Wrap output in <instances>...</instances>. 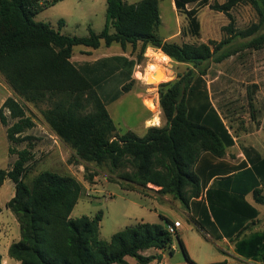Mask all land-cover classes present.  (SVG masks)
<instances>
[{"label": "trees", "instance_id": "1", "mask_svg": "<svg viewBox=\"0 0 264 264\" xmlns=\"http://www.w3.org/2000/svg\"><path fill=\"white\" fill-rule=\"evenodd\" d=\"M62 1L0 0V76L20 99L48 103L46 123L80 162L108 167L111 173L122 171L121 186L127 191L172 196L192 214L204 239L207 234L215 240L239 239L259 216L247 196L252 194L257 204L264 205V157L248 149L246 161L238 165L226 161L227 150L235 145L234 136L212 102L207 68L202 66L219 62L218 52L227 41L194 45L165 40L159 34L160 0L135 4L107 0L106 27L100 34L90 29L89 37L66 36L35 20ZM208 1L174 0L191 36L200 37L201 23L199 10L188 6H207ZM244 2L264 19V0H227L210 8L227 15L230 27L232 9ZM239 35L247 37L251 31ZM262 40L264 36L254 40L253 46ZM115 44L123 50L140 46L141 55L106 57L80 65L72 62L76 47L97 50ZM148 47L161 50L176 63L193 65L195 71L161 84L167 88L160 90L159 98L166 127L149 128L144 137L133 131L118 134L108 106L133 89L134 70ZM0 123L11 157L9 167L0 169V188L6 182L15 187L7 208L21 231L20 241L9 249L17 264H127L128 257L150 264L158 257L143 253L171 251L175 237L186 261L195 264L180 235L167 230L173 223L166 218L162 217L164 224L140 222L127 227L110 241L100 238L102 212L94 218L72 219L83 189L75 177L47 170L31 184L26 182L39 140L31 133L37 124L16 97H8L0 107ZM236 248L239 254L264 262V234Z\"/></svg>", "mask_w": 264, "mask_h": 264}, {"label": "rangeland", "instance_id": "2", "mask_svg": "<svg viewBox=\"0 0 264 264\" xmlns=\"http://www.w3.org/2000/svg\"><path fill=\"white\" fill-rule=\"evenodd\" d=\"M126 1L129 4H135L142 0ZM173 1L160 0L162 24L159 34L161 37L165 39L173 36L172 42L194 45L227 41L218 52L217 58L220 61H211L202 68H207L205 79L212 102L237 143L235 147L228 149V159L239 162L245 158L244 154L248 149L264 157V41L259 42L256 47L252 44L254 40H260L264 36V19L252 4L244 2L232 9L231 16L234 23L229 27V17L210 8L211 4L216 2L223 4L227 0H209L207 6L193 3L188 8L199 10L198 18L201 23V35L194 37L187 33V19L185 15L176 11ZM35 20L50 25L66 36L89 37L90 29L100 34L106 27L107 0H64L45 9L37 15ZM61 20L64 25L60 28ZM114 31V28H111V32ZM245 31H251V35L247 37L239 35ZM109 52L123 53L131 58H137L141 55V47L138 46L136 50H133L129 46L123 50L117 44L110 49L103 45L95 51L76 47L73 62L79 65L85 62H82L83 60L95 61ZM138 62L134 70L136 83L133 89L125 93L117 102L109 105L108 111L117 126L118 134L133 131L139 137H144L148 119H150L148 124L152 125L150 128L167 126L159 104L160 90L167 88L161 87V84L176 82L179 76H184L195 69L191 64L174 62L156 48L146 50L143 59ZM170 64H173L172 68ZM12 96L25 106L27 114L37 124L36 130L31 133L35 134L39 141L34 149L35 162L31 164L26 182L31 184L39 173L47 170L60 175L74 176L82 184L83 189L79 202L71 214L72 219L82 216L94 218L102 212L100 238L104 241H110L114 234L140 222L160 224L163 216L173 221L180 219L183 222L180 237L186 241L197 261L217 263L222 259L220 243L204 240L195 230L198 225L189 224L181 211H177L161 200L162 195L153 191L147 192L146 195L137 191H127L121 186L122 171L111 173L108 167L82 163L74 156V151L69 146L63 143L56 144L55 139L52 138L54 134L44 118V112L49 109L48 103H30L20 99L6 80L0 76V107L8 97ZM253 109L255 117L252 115ZM156 112L157 117L151 118ZM0 126H2L1 123ZM46 129L48 133L45 132ZM8 145V140L2 137L0 131V169L8 168L11 163ZM91 174L94 177L92 181H89L87 178ZM8 186L0 188V207L2 208L0 227L2 229L6 226L9 230L13 229L21 239L18 221L6 208V202L15 194L14 189ZM150 188L158 190L154 186ZM178 203L181 204L179 201ZM254 229L264 231V223L261 224L259 221ZM174 245L177 247L178 257L184 258L176 237ZM1 252L9 258L8 253L5 254L3 249ZM150 254H154L153 251ZM127 260L129 264H138L132 257H128Z\"/></svg>", "mask_w": 264, "mask_h": 264}, {"label": "crops", "instance_id": "3", "mask_svg": "<svg viewBox=\"0 0 264 264\" xmlns=\"http://www.w3.org/2000/svg\"><path fill=\"white\" fill-rule=\"evenodd\" d=\"M173 5H174V8H175L174 1H173ZM172 38H173V36H170V37L165 38V40L171 41ZM84 49L88 50L90 48L84 47ZM107 49H110V47H107ZM150 49L152 50V47H148L147 48V50H150ZM93 51H95V50H93ZM113 56H126L128 58H131V57H129V56L123 54V53L109 52V53L103 54L102 57H98L95 61H97L98 59H102V58H106V57H113ZM73 59H74V56L72 58V62H73ZM84 61L85 62H88L86 60H83L82 62H84ZM95 61H91V62H95ZM157 105H158V103H157ZM156 114H157V112L155 114H153L151 118L157 117ZM149 120L150 119H148L146 121V127H145L146 134H147L150 126H152V125H149L148 124ZM161 124H162V120H161ZM155 127H157V126H155ZM0 129H1L0 131H1L2 137L7 141V136H6V133H5V129L3 128V126H0ZM45 132L48 133L47 132V129L45 130ZM52 138L55 139V143L56 144H60V143L62 144L63 143L55 135H53ZM234 140H235V138H234ZM236 144L237 143H236V140H235V145L233 147H235ZM63 145H65V144L63 143ZM233 147H231V148H233ZM231 148H229V149H231ZM8 149H9V145H8ZM8 153H9V150H8ZM228 155L229 154H228V150H227V156ZM227 156H226V161L230 162L233 165H238V164L242 163L243 161H246L247 160L245 154H244L245 158L243 160L239 161V162H236L235 160H232V159H228ZM69 176H72V175H69ZM6 185H9L8 186L9 188H13L14 189V192H15V187H14L13 184H11L10 182H6L2 187L6 186ZM150 186H153V185H149V188H150ZM155 188H157V187H155ZM152 189H154V188H152ZM157 189L159 190V188H157ZM158 190H156V191H158ZM154 193H156V192H154ZM157 194H159V193H157ZM159 195H162V194H159ZM14 196H15V194H14ZM161 200L163 202H165V203L170 204L177 211L178 210L181 211L183 213V215L186 217L188 223L189 224H192L193 226H195L194 224H196V221L193 219L192 214L189 211H187V210H183V208L181 207V204H179L177 200H174L170 195H162ZM9 201L10 200H8L6 202V208H7V203ZM247 201L250 204H252L259 211V216L255 220V222L252 223V221H250V223H249L250 224L249 225V229L239 239H236L235 241H230L229 239L215 240L213 237H211L210 235H208L207 236L208 237L207 239H209V240H207V239H204L201 236L207 242L208 241H217V242L220 243L219 250L221 251L223 257H222V259H220V261L217 262L219 264H264V262L261 261L260 259L246 257V256H243V255H241V254H239L237 252L236 246H237L238 243H241L243 241H246L248 239H251L255 235H262V234H264V231L263 230H262L263 231L262 232V231H257V230L254 229L255 226L258 224L259 221H261V224L264 223V205L257 204L255 202L252 194H249L247 196ZM0 215H1V213H0ZM163 218L168 219L165 216H163ZM168 220H170L173 224H175V226H177V228H178V234L180 235L181 227L183 226V222L180 219H175L174 221L171 220V219H168ZM161 221H162V223H160V224H164L165 223V221L162 220V217H161ZM194 229H195V227H194ZM3 233H4V235H3ZM10 237H12V238H10ZM19 241H20V236H19V234L16 235L14 233L13 229L10 228V230H9L8 227H6V226H4L2 229L0 227V254L2 255V264H17L18 263L15 259H13V258L10 257V255H9V249H10V247H11V245L13 243H17ZM183 242H184V244L186 246V249L188 251V254H189L191 260L195 264H214V263H207V262L206 263H202V262L197 261V258L191 252V249L187 245L186 241L184 240ZM1 249H3V251H4L5 254L8 253L9 258L5 257V255L2 254ZM152 251H153L154 254H150L151 251H148V252H145L144 253L145 256H152L153 255V256H157L158 257L157 259H155L154 261H152L150 264H191V263H189V262L186 261L185 257L184 258L178 257L177 247L174 244H173V247L171 249L172 253H171V251H165V250H152ZM126 261H127V264H129V262H128L127 259H126Z\"/></svg>", "mask_w": 264, "mask_h": 264}, {"label": "built area", "instance_id": "4", "mask_svg": "<svg viewBox=\"0 0 264 264\" xmlns=\"http://www.w3.org/2000/svg\"><path fill=\"white\" fill-rule=\"evenodd\" d=\"M48 1H50V0H48ZM167 230L173 235L178 234V228H177V226H175V224H168Z\"/></svg>", "mask_w": 264, "mask_h": 264}, {"label": "water", "instance_id": "5", "mask_svg": "<svg viewBox=\"0 0 264 264\" xmlns=\"http://www.w3.org/2000/svg\"><path fill=\"white\" fill-rule=\"evenodd\" d=\"M169 66H170V68H172L173 67V64H170Z\"/></svg>", "mask_w": 264, "mask_h": 264}]
</instances>
